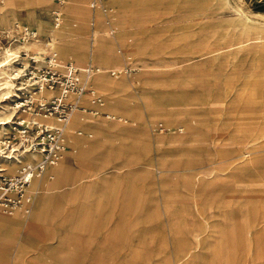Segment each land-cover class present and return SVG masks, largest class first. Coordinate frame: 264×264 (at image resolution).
Segmentation results:
<instances>
[{
  "label": "rangeland",
  "instance_id": "374dc122",
  "mask_svg": "<svg viewBox=\"0 0 264 264\" xmlns=\"http://www.w3.org/2000/svg\"><path fill=\"white\" fill-rule=\"evenodd\" d=\"M121 1L107 0L114 15L96 30L107 46L95 62L100 42L89 39L86 0L63 5L58 28L49 19L50 0H0V13L15 11L0 30H10L15 20L35 22L41 37L0 38V141L17 115L13 94L19 84L11 78L22 73L24 52L42 63L52 36L59 57L79 66L91 62L105 80L97 87L92 76L103 104L84 99L100 113L75 111L71 124L82 132L80 146L63 164L74 176L85 172L79 152L99 138L93 161L125 172L120 182L52 199L29 232L40 238H28L19 254L0 258V264H264V214L261 227L247 234L239 225L246 216L243 200L252 198L242 183L264 175V42L258 38L264 35V0ZM62 44L82 51L81 61L63 55ZM94 122L99 129L85 126ZM110 144L117 152L107 151ZM2 166L11 174L18 164ZM54 183L45 176L36 197ZM226 216L240 226V244L227 242L225 231L222 236ZM9 231L18 236L23 226Z\"/></svg>",
  "mask_w": 264,
  "mask_h": 264
},
{
  "label": "built area",
  "instance_id": "2783aa9c",
  "mask_svg": "<svg viewBox=\"0 0 264 264\" xmlns=\"http://www.w3.org/2000/svg\"><path fill=\"white\" fill-rule=\"evenodd\" d=\"M50 1L54 7L49 19L53 28H58L63 23L61 7L70 0ZM86 7L90 14L89 39L92 40L99 27L110 23L114 8L107 0H86ZM106 32L113 34L115 28L109 27ZM12 37L35 42L41 38L35 28L20 23H14L10 30H0V38ZM45 46L48 51L42 63H38L40 60L33 54L24 52L28 60L23 71L11 78L19 85L13 94L17 115L6 123L0 141V213L3 214L16 211L29 214L35 198V191L30 188L32 181L64 157L71 135L82 133L70 124L75 111L81 109L91 115L100 113L97 108L84 106V99L98 106L103 104L102 96L91 84L96 67L90 62L79 66L59 57L48 39ZM108 74L116 76L117 72L108 70ZM33 154L37 159H25L26 155ZM4 161H16L18 167L11 174L5 173Z\"/></svg>",
  "mask_w": 264,
  "mask_h": 264
},
{
  "label": "crops",
  "instance_id": "0c3cea01",
  "mask_svg": "<svg viewBox=\"0 0 264 264\" xmlns=\"http://www.w3.org/2000/svg\"><path fill=\"white\" fill-rule=\"evenodd\" d=\"M51 3L53 4V2ZM118 3L119 5H121L122 1L118 0ZM26 7L29 8V6H26ZM89 17H90V14H89ZM4 20L9 22V19H7L6 16H4V18H2L1 16L0 24H3ZM17 22H19L20 24H26L22 20L21 22L19 20H15L13 24ZM32 25L37 26V23L34 22V24ZM28 26L33 28V26L31 25H28ZM88 28H89V19H88ZM88 36H89V30H88ZM94 36H95L94 44L96 43V41L100 42V45L96 47V50L92 56V60L96 62L98 52L101 51L102 49H105V47L107 46V39L103 36L102 37L101 36L99 37L98 35H94ZM94 44L90 46V49H89L90 51L92 50V48H95L94 46L96 45ZM59 49L63 55H68V56L71 55L75 57V59L78 62L81 61V57L84 55L82 51H79L77 49V47L76 48H63V49L59 47ZM89 55L91 54L89 53ZM89 58L91 59V56ZM100 73L93 75V80L97 79V87H101L105 84L103 75ZM83 125L85 124L83 123ZM100 125L101 123L94 122L92 124H87L85 126L93 130V129H99ZM193 128L194 127L192 126V123L191 124L188 123V130L191 131L193 130ZM81 135H71L69 137V140H70L69 149L67 150L63 158L68 157V155H73L77 152L80 146V144L78 143L77 137ZM99 141H100L99 138H96L92 146H90L89 148L87 147L86 149H83L82 151L79 152V155L81 157V164L86 166V171L80 174L79 176H74L73 172L67 169L65 165L63 164V161L61 160L55 163L54 165L48 166L45 172L42 174V176L35 178L32 181L30 188L32 189V191H35V198L31 206V211L28 215L15 214L12 216H5V215L0 214V258L5 257V256L15 257L17 254L21 252L23 245L27 242L28 238H36V239L40 238L38 237L39 236L38 234L35 236L29 235V232L33 228V224H32L33 222L44 218V216L47 213V205L52 199L60 198L64 196V194H69L71 192L77 193L79 191L91 189L98 183H100L104 187L106 184L117 183V182H120L123 178H125V172L122 171V166L112 165V166L106 167V166H101L102 162L96 163V161H93L91 156H92V153L96 150L95 148L99 146L100 144ZM106 149L107 151L112 152V153L117 152V148L111 146V144L108 147L106 146ZM45 176H49L50 178L52 177L55 178V183L51 186H47L46 189L42 192V194L36 197L37 193L39 192L40 182L43 180V178H45ZM157 184H158V188L161 191L162 188L164 187V183H162V181H158ZM183 185L188 186L187 183H183ZM242 191L244 195H248L252 197L251 199L243 200L242 206L246 208V216H242L240 218L241 222H239V225L241 224V226L242 225L244 226L245 233L247 234V231L249 228L250 230H253L254 227H256V225H258L259 228L262 225V220H263L262 216L264 214V202H263V199L260 198V196L264 195V175L260 178H255L250 181L247 180L243 182ZM161 195H163L162 192H161ZM192 205L194 206L195 204L192 203ZM227 206H231V204L228 203ZM250 212H253V214H251ZM61 214L62 213H60V215ZM62 218H63V214L61 215L58 222H57V218L53 219L51 223L54 229L55 228L58 229ZM248 220H251V221L248 223ZM253 222L255 223L253 224ZM19 226H23V232L20 233V235L17 236L16 234H12L9 231L10 229H13ZM224 231L227 234V242H231L232 244L234 242H239L238 244L242 242V234L240 233V226H238L237 228L233 227L232 216H226V222L222 224L221 226L222 236L224 234L223 233ZM232 233L234 235L236 234L234 241H232ZM38 252L39 251H37V253L35 254L36 256H38ZM182 257L183 256L179 257V263ZM176 264H178V262H176Z\"/></svg>",
  "mask_w": 264,
  "mask_h": 264
},
{
  "label": "bare ground",
  "instance_id": "6f19581e",
  "mask_svg": "<svg viewBox=\"0 0 264 264\" xmlns=\"http://www.w3.org/2000/svg\"><path fill=\"white\" fill-rule=\"evenodd\" d=\"M27 9V8H26ZM26 14H28L29 15V12H27ZM14 15H15V11L14 10H9V11H5V12H2L1 13V15H0V17L2 16V18H4V16H6V18L7 19H14ZM33 20V19H32ZM37 27V26H36ZM94 35H98V36H100V34H98V32H96ZM258 38H261L262 39V42H264V35H262V36H260V37H258ZM260 39V40H261ZM49 41L50 42H53V37L52 36H49ZM254 42V41H253ZM249 43V42H248ZM254 43H256V42H254ZM261 44V43H260ZM60 48L61 49H63V48H67V44H62V45H60ZM5 65H6V63H5ZM2 73H4V71H2ZM1 91V90H0ZM0 123H2L1 122V120H0ZM4 123V122H3ZM2 123V124H3ZM258 134H259V136H261V132H260V130H258ZM25 159L27 160V161H31V160H35V159H37V155L36 154H33V155H26L25 156ZM15 163H16V161H14ZM22 162V161H21ZM14 253V252H13Z\"/></svg>",
  "mask_w": 264,
  "mask_h": 264
}]
</instances>
